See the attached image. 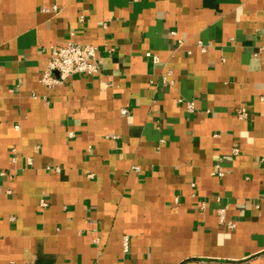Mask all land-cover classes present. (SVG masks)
<instances>
[{
	"label": "crops",
	"instance_id": "obj_1",
	"mask_svg": "<svg viewBox=\"0 0 264 264\" xmlns=\"http://www.w3.org/2000/svg\"><path fill=\"white\" fill-rule=\"evenodd\" d=\"M262 47L264 0H0V264H264Z\"/></svg>",
	"mask_w": 264,
	"mask_h": 264
},
{
	"label": "built area",
	"instance_id": "obj_2",
	"mask_svg": "<svg viewBox=\"0 0 264 264\" xmlns=\"http://www.w3.org/2000/svg\"><path fill=\"white\" fill-rule=\"evenodd\" d=\"M174 33L175 32L172 31V34ZM177 43L180 44L182 43V41L178 39ZM197 46L201 52H205L209 46V43H204L201 40H198ZM261 50L264 51V47H262ZM96 54L97 48L91 44H81L74 41H67L63 45L55 46L51 48L49 52V58L46 67L40 77V81L46 86H53L64 83L69 77L74 74H96L99 71L98 65L96 63ZM145 56L150 57L153 62L158 61V57L156 55H153L149 51L145 52ZM166 79L167 73L161 76L162 82H166ZM185 104L188 111H193L194 103L192 100L186 101ZM120 112L122 114H126L127 109L121 108ZM236 113L239 118H244L248 115L245 108H239ZM68 135L72 136L73 133L69 132ZM232 151L234 154H237L239 152V149L237 147H233ZM261 161L264 163L263 158L261 159ZM134 169L138 170V167H134ZM212 173L214 175H217L218 177L224 175V172L220 169L218 164H216L215 170ZM0 174L4 175V172H0ZM5 192L10 193V190L5 189ZM39 204L41 206H45L47 202L43 198H40ZM225 210V205L218 207V221L219 223L226 224L228 228L232 229L235 224L231 221L225 220ZM10 219L13 220L14 217L11 216ZM128 242V236L124 235L122 237V246L125 252L128 250Z\"/></svg>",
	"mask_w": 264,
	"mask_h": 264
}]
</instances>
